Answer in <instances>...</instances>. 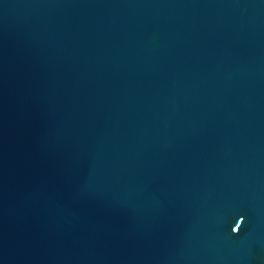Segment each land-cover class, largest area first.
<instances>
[{
    "label": "water",
    "instance_id": "water-1",
    "mask_svg": "<svg viewBox=\"0 0 264 264\" xmlns=\"http://www.w3.org/2000/svg\"><path fill=\"white\" fill-rule=\"evenodd\" d=\"M0 264H264V0H0Z\"/></svg>",
    "mask_w": 264,
    "mask_h": 264
}]
</instances>
